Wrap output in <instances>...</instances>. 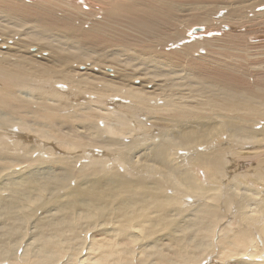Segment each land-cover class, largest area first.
<instances>
[{
  "label": "bare ground",
  "instance_id": "6f19581e",
  "mask_svg": "<svg viewBox=\"0 0 264 264\" xmlns=\"http://www.w3.org/2000/svg\"><path fill=\"white\" fill-rule=\"evenodd\" d=\"M91 1L95 6L103 8L104 12L101 19L97 18L94 12L97 8L93 7L94 5L91 2L86 4V6L91 8L86 20L85 18L79 19L77 14L69 13L70 10H67L68 8L64 5H72L73 2L69 3L66 0L64 1L65 4L64 2L62 3V0H44V3L41 4H29L28 0H0V7L5 6L13 15H19L27 19L32 17L51 18V26L58 25L66 35L70 36L67 44L73 45L77 42L83 51L88 52L99 49L92 48L97 47V44L100 46L107 44L103 39L104 35H110L111 38L116 35L117 38L123 41H129L131 39L129 34L135 32L142 37L141 39H146L141 41V43L148 44L154 39H157L158 43L163 42L164 44L177 37L170 32L172 29L169 23L171 22L170 5L167 6V12L164 5L158 0H104L105 9L101 6L103 0ZM37 6L43 7L39 8ZM172 6L174 5L172 4ZM257 6H259L258 10H260L258 12L264 15V4ZM245 7L235 6L234 9L228 11L226 17L222 16V22H219V25H223L225 26L224 29L227 28L229 30L230 24L234 25L238 12L245 9ZM59 11L63 14H60ZM211 11H214V9H210L208 12ZM92 12L93 14H91ZM215 15L217 14L209 13L205 19L200 20L201 23L197 24V26L199 28L201 26L209 27L211 22L215 21H212V17H215ZM91 16L94 19H89ZM230 16L234 19H229ZM199 18L201 17L199 16ZM88 20L92 24L91 31L84 32L82 31L83 29L77 27V24H82V22H85L86 25ZM164 21H167L168 24L163 25ZM36 22L39 27L43 26L40 21ZM112 23L118 29L114 28L111 30ZM194 25L196 27V24ZM219 25L215 24V27ZM190 29L187 36L191 34L193 38L200 35L206 36L207 34L205 30V34H203V30L200 33L194 31V29L192 30V28ZM200 29L203 28L201 27ZM208 30L212 29L209 27ZM212 34L214 35V32L210 33V35ZM234 34L235 29L233 28L230 35L233 36ZM66 35L62 36V38L65 39ZM26 36L31 44L33 41H39L30 34ZM185 36L178 37V40L169 45V47H174L180 42H184L188 38ZM234 36L230 43L237 45L245 52L248 50L249 52L254 51L264 41V39L253 35V37L255 36L254 38L248 37L252 40L249 44L251 45L250 48H243L242 43L236 42L240 41L237 39L238 35ZM201 37L200 39L203 38ZM221 37L209 36V39L204 41L209 42L210 40L224 38ZM21 40L23 42L27 41L26 38ZM192 44L190 46L184 45L185 52L192 53L196 50V42ZM210 53L212 52L205 53V56H200L201 59L211 60V58L206 57L207 54H209L207 56H211ZM221 53L223 52H216L218 55ZM70 54L74 55L58 59L55 53L54 59L56 61L61 62V60H64L69 64H61V66L54 64L52 68L50 66L44 67L42 64L39 66L34 65L36 64L35 62H26L24 60L26 58L23 57H21L22 59L17 58V61L20 62L18 65L14 64L12 67H7L3 64L6 57L0 58V83L2 87L0 91V110L2 111L0 113V132L6 131L9 127L14 129L16 125H19L17 127L23 129H21L20 133L38 134L37 129L34 128L35 130H33L32 125L30 126L28 121L24 124L25 126H22L14 120L15 116L10 115L11 118L3 116V114H16L20 110L24 111L27 109L28 111L25 112L31 113L29 105L21 104L25 100L10 90L27 88V85L32 80L37 81V86L46 85L48 87V90L42 92L49 93L51 91L54 98L48 97L47 99L55 100L53 103H61L59 98H55L57 96L54 93L66 95L68 92V95L70 94L71 96L72 93V96L74 98L77 97L78 100L88 99L90 103L94 104H92V107L87 103L80 104L78 111H75L74 114L68 115L65 113L66 116L62 115L60 117V113L57 114V110L61 109V107L63 108V106L58 105L59 103L55 104L60 106V108L55 105L48 106L47 104V106H43L40 103L42 104L40 108H43L44 110L42 111L44 112L40 111L41 114H37L38 112L35 113L36 110L32 113L37 114L39 119H47L49 122L48 126L52 127L53 125L51 124L57 119L63 118V122L65 121L64 123H66L69 121L65 117L71 116L70 128L76 131V135L61 130L53 136L48 131L49 129L46 128L47 126L45 129H48L47 131L54 137V140H56L55 138L58 139L59 150L66 151L68 154H70L72 149L83 151L89 157L88 162L83 161L82 165L80 164L79 167L74 168L71 163H78L80 156H74V158L70 156L59 157L56 161L54 160L55 164H59L58 169L63 173L62 176L59 173L58 179H55L56 177L38 178L36 175H31L27 178L25 177L26 174L22 175L27 168L19 171L14 169V171L9 165V167H4V165L1 167L2 165H0V168H2L0 172H6L4 174L1 173L2 179L4 180L6 177V180L4 181L5 184L0 186V192H8L7 198L0 194V224L4 228L9 227V230H7L9 237H13L11 236L13 229H16V227L20 229L26 220L32 219V211L41 209L47 215L56 210L55 213L47 215L43 221L40 222L39 220V233L34 235L36 239L33 238L31 243L26 244L25 254L17 256L19 252H15V254L5 260L7 264H264V198L260 201L255 200L262 192V190L259 192V188L264 187V156L257 160V166L253 171L249 169V167L251 168L250 163H229L228 160V157L231 160H236L241 156V151H238V148L241 147L240 144L243 146L253 145L251 147L256 150H258V147L264 148V130L254 131L249 124L256 118L263 116L260 114V108H256L253 102H257L259 105V103L264 104V101L238 100L230 96L219 95L209 97L207 102L198 98L199 101L197 102L182 100L183 106L171 103L167 107V102L163 107H148L147 99H149V105H151L150 103L153 100L155 102L163 100L160 97L153 96L149 91H145V94L142 91H137L139 88L135 87L136 83H133V80V85L127 87L125 84L117 86L108 84L106 81L96 83L97 81H91L93 77L90 74L89 78H87L89 79L88 81L84 82L76 79L72 74L73 67L75 65L77 68L78 66H83L85 71L92 70L93 68H90L89 64L83 65V61L92 60L93 57L85 52H70ZM224 54L228 55L231 61L218 63L213 71H209L207 66L195 67L191 71L199 74L202 79L209 78L214 84L222 82L221 88L230 92L242 91L249 97L254 96L255 90L253 89L256 86H253L250 80L249 83L246 80L247 74L249 77L252 75L251 71L248 68L245 69V65L244 70H242L241 65L236 64L237 60H243L242 57L247 60V64H251L248 61L249 55L247 53ZM30 55L35 56V53L31 52ZM170 62L174 65H181L183 68L181 64L183 60L177 53L173 52L171 54ZM97 66L105 67L107 64H97ZM105 68L110 69L109 67ZM212 72L214 76H211ZM106 73V78L110 77L111 80H115L117 77L114 73ZM236 76L243 77L235 82ZM58 77L62 79H58ZM74 82L77 84H74ZM260 84L264 88V84ZM29 88L31 87L29 86ZM58 88L66 89V92L60 91ZM110 92L113 94H110ZM43 93L38 92V95L46 96ZM148 93L150 95H146ZM145 97H147L146 100L142 99ZM47 99L41 98L37 102H46ZM233 100L234 104L232 103ZM64 105L67 107L69 104ZM98 105L102 106V110H99V112L94 109V106ZM208 106L211 109L217 106L225 110L224 122L220 127L215 128L216 125L207 127L204 123L210 112H204ZM112 108H115V110L111 111ZM161 110L163 118L158 115ZM240 111L246 112L247 115L239 116L237 112ZM50 112L55 113V117L50 118L48 116ZM235 112L237 117L234 118L233 116L235 115L233 114ZM81 113L83 114L81 115ZM150 113L151 115L149 116L148 114ZM142 114L144 116L148 115L150 122L147 119L142 121ZM210 114H214L213 111ZM220 116L222 117V115ZM101 118L106 119L105 128L99 126ZM127 118L129 119L128 123ZM193 118L199 121L198 127L187 125L188 122L192 123L191 119ZM44 121L46 120L42 122ZM163 121L181 124L183 129L176 132L166 126ZM231 121L234 124L229 123ZM55 125L57 126V124ZM83 126H88L90 132L87 133L89 130L84 132V129H75V127L82 128ZM45 129H43V133H45ZM141 130L152 138L158 131L160 132L158 135L161 136L158 138L154 137L150 147L149 145L146 146V149L150 148L151 150L144 154L146 160L145 163H142L144 164L142 167H144L148 176L141 175L142 177L138 176L132 179L127 174H123L124 168L121 171L116 166H114L113 170L107 171V167L117 164L114 157L116 154H120L122 160L126 161L125 163L127 164L141 163L142 158H140L139 162L134 161L131 155V151L138 149L141 144L139 139L143 137H138V133ZM105 132L114 136L108 135L104 137V134L106 135ZM20 133L16 134L15 137L17 143L23 144L22 138L20 139V135L23 134ZM50 134L48 137H50ZM27 135L21 137L27 139L31 137ZM134 135L137 136L135 141L130 145H126V147H131L128 148L129 150L124 151L122 145L125 144L122 143L123 140L121 138ZM163 135H167L165 136L166 138L164 137L163 139ZM211 135L218 138L215 144H211V147L206 146V151L193 147V143H196L194 145L197 146L202 140L207 139ZM33 138L31 137L30 140L35 141L36 139ZM42 138H46V136H42ZM224 139H227V141L225 142ZM39 140L43 141L41 138ZM245 141L248 142L244 143ZM107 145H120L122 147L111 149L107 148ZM8 147L7 142L3 141L0 136V155L3 156H0V162H3V164L11 162L10 159L12 157L8 156ZM16 147L15 149L9 147V149H14L17 152L20 147ZM25 148L24 150H27ZM31 148L33 149L28 150L38 151L37 154L35 152H25L35 155L41 154L40 148V150L35 146ZM105 149H107V152H105ZM188 149L196 154L193 158L184 156L182 160L186 163V168L175 165L177 163L176 160H179L177 152L182 150L187 153ZM101 152H105L108 156L106 160L97 157V154H101ZM31 154L30 156L35 158L33 159L32 157V159H27V161L25 158L23 163H29V165H33V168H38L39 174L40 167L42 169L44 167L43 163L53 164L54 166H51L53 168L56 167L52 159L48 161L42 156L38 157ZM92 155L95 156L93 157ZM261 155H264V152L257 154V156ZM16 157L14 156V158ZM108 161H110L111 165H108ZM38 163L42 164L38 165ZM228 165H231L230 168L235 171L237 170V174L230 171L231 174L228 175L230 173H227L226 168ZM48 166L45 165L46 168ZM29 167L32 168L31 166ZM230 168L229 170H231ZM242 168L246 172L241 171L240 174L239 170ZM247 169L249 170L247 171ZM50 170L45 171L49 172ZM158 174L160 175L159 177H157ZM252 175L254 176L252 177ZM238 177L247 183L246 191L248 194L245 197H236L233 194H229L233 190V185L237 186L233 184V180ZM73 178H76L78 184L71 187ZM226 178L228 181L224 185ZM150 183L153 184L152 187ZM249 183L252 185H248ZM220 187L222 188L221 191ZM138 188L144 189V195H142L141 190H139V193L137 192ZM235 189L240 188L236 187ZM172 191L173 195L171 194ZM44 194L52 195V198H49V200L46 196L47 199H45ZM200 197H203L206 200L205 203L211 204L213 207L206 205L200 214H197V208L195 207L193 212H189L187 199H191L194 202ZM66 200H71L72 203L66 202ZM221 203L229 204L226 207L227 213L222 211L224 212L222 218H220L221 213L217 208L219 206L220 209H224V207H220ZM232 210L239 211V213L230 214ZM19 213L24 214L19 216ZM160 226L162 227L160 228ZM21 238L19 237L18 240H21ZM6 239L8 240V237ZM4 247L0 251L2 254L8 252V245ZM11 249L10 251L13 250Z\"/></svg>",
  "mask_w": 264,
  "mask_h": 264
},
{
  "label": "rangeland",
  "instance_id": "374dc122",
  "mask_svg": "<svg viewBox=\"0 0 264 264\" xmlns=\"http://www.w3.org/2000/svg\"><path fill=\"white\" fill-rule=\"evenodd\" d=\"M25 1H27V0H25ZM29 1L30 0H28V3H29ZM31 1L29 4L44 3V0H31ZM64 1L65 0H62V3ZM158 1L164 5L166 11H167V6L170 5L169 6V13L171 15V22H169V23L171 24L170 26L172 27L170 32L173 34V36H177L176 38H174L170 42H165L164 44H163V42L158 43L157 39H154L155 41L153 40L150 44H148V43H141V41H144L146 39H141L142 37L135 32H131L129 34L131 37V39L129 41L128 40L123 41V40L117 38L116 35L114 38H111L110 35H104L103 39L106 41L107 44L104 46H100L99 44H97L98 45L97 47L89 46L92 48H99V49H96V50L91 51V52L83 51V49L79 46V44L77 42H75V44H73V45L67 44L68 38L70 36L66 35V33L63 31V29L61 27H59L58 25L55 24L54 26H51L50 25V22L52 21V20H50L51 18L47 19V18H43V17H32L31 19H27V18H24V17L19 16V15H13V13L10 12L7 9V7L2 6V7H0V52H2V53H0V58L6 57L5 58L6 60L3 61V64H4V66H7V67H12V66H14V64L18 65L20 62L17 61L18 60L17 58L22 59L21 57H23V58H26V59H24L26 62H30V63L35 62L36 64H34V65L39 66L40 64H42V65H44V67L50 66L52 68V66L54 64L55 65L57 64L59 66H61V64H63V65L69 64V63H67V61H64V60H61V62L56 61L54 59L55 53H56L57 58L61 59V57H66V56L70 57L71 55H74V54H70V52L71 53L85 52V53L91 54V56L93 58H92V60L88 59V61L84 60L83 65L87 63V64H89V67L93 68V69L87 70L88 71L87 72L84 70L83 66L82 67L78 66V68H77V66L75 64H72V65H75V67H73L72 74L75 76L76 79L82 80L84 82L88 81L89 79H87V78H89V74H90L91 77H93V79H91V81H97L96 83H99L101 81H106L108 84L117 85V86L125 84L127 87H131L133 85L132 84V80H133L134 81L133 83H136L135 87L139 88V89H137V91H142L143 93L145 91H149L152 93L153 96L160 97L163 100L161 102H155L153 100L150 103L151 105H149V99L146 100L147 97L142 98V99L146 100L148 107H150V106L157 107V108L163 107V106H165V104H167V102H168L167 107L171 103L176 104L178 106H183L181 103L182 100L197 102V101H199V99H202V100H205L207 102L209 97L219 96V95L230 96V97H233V98L238 99V100L264 101V99H263L264 88H262V86L260 84V83L264 84V41H262V43L260 45H258L254 49V51H251V52H249V50L245 52L242 48L238 47L235 44L230 43V40H233L235 37L234 35H236V34L238 35L237 39L240 40V41H236V42L242 43L243 48H250V46H251L249 44L252 42V40L249 39L248 37L254 38L255 36L253 37V35H256L257 37L264 39V15H262L261 12H258L260 10H258L259 6H257L260 4L263 5L264 0H158ZM66 2H69V3L73 2L72 5H70V4L64 5L65 2L63 4L65 7L68 8L67 10H70L69 13L74 14V15L77 14L79 19L85 18V20H86V18H88V14H89L88 12H89V9H91V8H90V6H86V4H89V2L92 3L91 0H87V1H82V0L73 1V0H71V2H70V0H68V1L66 0ZM4 3H6V2H4ZM172 4L174 6H172ZM248 5H250V6H248ZM101 6H103L106 9V4H104V0H103V4H101ZM235 6H246V7H245V9L240 10L238 12L237 17L235 18L234 25L230 24L231 27L229 25L231 30L230 29L228 30L227 28L224 29L225 26H223V25L220 26L219 22H222V16L226 17L228 11H230L231 9H234ZM254 6H257V7L252 8ZM37 7H39V6H37ZM41 7H43V6H41ZM41 7H39V8H41ZM93 7L97 8L96 11H94L97 18L101 19L103 17V12H104L103 8L95 6V5ZM210 9H214V11L208 12V11H210ZM173 12H174L175 16H174ZM54 13H55V11H54ZM59 13L63 14L60 11H59ZM209 13L213 14V15L217 14V15H215V17H212L213 18L212 21H214V20L215 21L211 22V25L214 28H212L211 25L209 26L212 30L213 29L214 30L213 31L208 30L209 27L201 26L203 28V31H202V32H204L203 34H205V31H206L207 34L209 33V35H207V34H206V36L200 35L199 37H194V38L191 36V34L187 36L188 30L190 28H192V30L199 28V26H197V24L201 23L200 20L205 19ZM91 14H93V12ZM172 14H173V16H172ZM198 15L201 18L198 19V17H199ZM89 19H94V18H93V16H91ZM229 19L233 20L234 18L232 16H230ZM36 21H40L43 26L39 27ZM89 23H90V20L86 21V25H85V22H82V24L81 23L77 24V27H79L80 29H83L82 31H84V32H88V31H91L90 28L92 26V24L91 23L89 24ZM164 24H168V22L164 21L163 25ZM194 24H196V27ZM215 24H217L219 26L215 27ZM114 28L118 29V27L114 23H112L111 24V30H113ZM233 28L235 29V34L233 36H231L230 33L233 30ZM237 30H238V32H236ZM202 32L200 31V33H202ZM211 32L212 33L214 32V35L213 34L210 35ZM225 32L228 34L227 36H226ZM29 34L31 36H35L39 41H37V40L33 41L31 44L30 41L27 40V36H26ZM64 35H66L65 39L62 38V36H64ZM185 35L188 38L185 39L184 42H180L177 46L169 47V45H171L172 43H174L178 40V37H182V36L184 37ZM209 36H212V37L213 36H215V37L216 36H218V37L222 36L224 38L223 39H217V40H210L209 42H205L206 40L209 39L208 38ZM200 37L202 39H200ZM22 38H26L28 43H27V41L23 42L21 40ZM139 39H141V40L138 41ZM195 42H196V50L194 49L195 51H193L192 53L185 52L184 45L187 44L190 46V45H193L192 43H195ZM22 43H24V44H22ZM29 52L35 53V56L30 55ZM173 52L177 53L179 55V57L183 60V62L181 63L183 65V68L181 65H174L173 63L170 62L171 54ZM209 52H212V53H210L211 56H207V55H209V54H207L206 57L211 58V60L201 59L200 56H203L205 53H209ZM216 52H223V53L218 55V54H216ZM224 53H240V54L247 53L249 55L250 58L248 61L251 62V64H247V60H245L243 57H242L243 60L242 61L237 60L236 64L239 66L241 65L242 70H244V65H245L246 66L245 69L248 68L251 71L252 75H250V77H249V75L247 74L246 80L248 83L250 80L252 82V85L256 86V88L254 87V89H253V90H255L254 96L249 97L245 92H242V91L241 92H232V91L230 92L228 90L221 88V86L223 85L222 82L220 84L219 83L214 84L209 78L202 79L199 77V74H195L193 71H191V69H193L195 67H200V66H207L208 67L207 69L209 71H213V69H215V67L217 66L218 63H220L222 61L223 62L231 61L230 57L228 55H225ZM44 56H46L47 58L46 57L44 58ZM41 58H44V59H41ZM253 63H254V65H252ZM90 64H92V66H90ZM97 64H107V66H105V67H109L110 69H107V68L102 67V66H97ZM106 72H108V73L110 72L112 74L114 73L117 77L115 78V80H111L110 77L106 78V76H107ZM211 76H214L213 72L211 73ZM242 77L243 76H236L235 82L239 81ZM58 79H62V78L58 77ZM130 80H131V82H130ZM74 84H77V83L74 82ZM29 86L31 88H29ZM45 86L44 85H42L41 87L39 85L37 86V81L32 80L27 85V88H23L21 90L19 88H15L13 90H10L12 92L17 93L23 100H25V102L28 103L27 104V103L23 102L21 104L26 105V106L29 105L30 109H31L30 110L31 113L25 112V111H28V109H27L24 111L20 110L19 113L15 112L16 114H3V116L7 117V118H11L10 115L15 116L14 120H16V122H18L22 126H25L24 124L26 123V121H28V124L30 126L32 125L33 130L37 129L36 131L38 134L37 135H35L33 133L29 134V132H27V134H28L27 135L24 132L20 133L22 128L21 127L18 128L17 126H19V125H16V128L14 127V129L9 127L6 130L7 132L6 131L0 132L1 139L3 141L7 142V145L10 148L15 149V148H17L16 146L21 148V149L20 148L18 149L19 152L17 151L18 152L17 153L14 149L11 150L8 147V156L12 157L10 159L11 162L10 163H4V164H3V162H0V165H2L1 167H3V165H4V167L9 165L12 170L18 169V171L22 170V169L25 170L27 168V170L24 173H22V175L26 174L25 177H27V178H28V176L36 175V177H38V178H55L56 177L55 179H58L57 177L59 176V173L61 176L63 173L61 172L60 169H58L59 164L58 163L55 164L56 159H58L59 157L65 158V156H70L71 158H74V156H80L78 163H71L73 165V167L75 168V167H79L80 164L82 165L83 161L88 162L89 157L87 154L85 155V153L83 151H80V150L76 151V150L72 149L70 151V154H68V153H66V151L64 152V151H61L58 149L59 148L58 139L55 138L56 140H54L53 139L54 137H52V135L54 136V134H57L61 130L69 132V134L74 133L76 135V131H74L72 128H70L71 127L70 126V124H71L70 123V120H71L70 117L71 116L65 117V118H67L66 120H68L69 122L64 123L65 121L63 122V118H59V119H57V121H54L51 124V125H53V127L48 126L49 122L47 121V119L37 118V117H39L37 114H41V112H44V111H42L44 109L40 108V107L42 106V104H43V106L61 105V106H63V108L61 107V109L57 110L58 111L57 114L60 113L59 115L61 117L62 115L66 116L65 113L68 115L71 113L74 114L75 111H78L80 104L87 103V104H90V106L92 107L93 103H90L88 99L78 100L77 97L74 98V96H72V93H71V96H70V94L68 95L67 94L68 92L66 93V95L64 93H62L64 95H60V94L57 95L56 93H54L57 96L55 98H59L61 103H59V102L53 103V101H55V100L47 99L48 97L54 98V95L52 94V92L51 91H49V93H43L42 92V91L48 90V87L47 86L45 87ZM1 88L2 87H1V83H0V91H1ZM58 89L60 91L66 92V89L65 90L61 89V88H58ZM38 92L43 93L46 96H43L41 94V96H42L41 97L38 95ZM110 94H113V93L110 92ZM146 95H150V93H148ZM65 96H67V97H65ZM40 97L43 99H47L48 101L46 100V102H39L38 103L37 101H40V99H41ZM68 97L70 98L71 101L69 100ZM26 98H27V100H26ZM73 98L75 99V101ZM40 103H42V104H40ZM55 103L56 104L59 103V104L56 105ZM232 103L234 104V100L232 101ZM64 104H67V105L69 104V105L66 107ZM253 104L255 105L256 108H260V110H261L260 114L263 116L256 118L255 120L251 121L249 124H250L251 129H253L254 131H262V130H264V104L259 103V105H258L257 102H253ZM58 107L60 108V106H58ZM26 108H29V107H26ZM75 108H76V110H74ZM170 108H172V106H170ZM23 109H25V108H23ZM94 109H96L99 112V110L100 111L102 110V106L101 105H98L96 107L94 106ZM113 109L115 110V108H112L111 111ZM162 110L158 112V115L160 118H163ZM103 111H106V110H103ZM206 111H210L209 115L204 120V123L207 125V127H209V126L212 127L213 125H216L215 128L220 127V125L224 122V118H225V114H226L225 110H223L222 108H218L217 106H215L211 109V107L208 106V108L204 112H206ZM211 111H213V113L215 115L210 114ZM17 112H18V108H17ZM34 112L35 113L38 112L36 114L37 116L35 114H32ZM0 113H2L1 110H0ZM237 113L239 116H242V117L247 115V113L244 111H240ZM49 114H48V116L50 118L55 117V115H56L55 113H52V112H50ZM82 114L83 113H81V115ZM148 115L150 116L151 113ZM148 115L144 116V114H142L141 120L146 121V119H147V121H149ZM220 115H222V117ZM233 115H235V116H233L234 118L237 117L236 112ZM129 119H130V117H129ZM129 119L127 118V120H128L127 123L129 122ZM29 120H30V122H29ZM43 120H46V121L42 122ZM60 120H61V122H60ZM31 121H34V122H31ZM191 121H192L191 124H190V122L187 123L188 126L198 127L197 126V125H199L198 120L193 118V119H191ZM55 122H58V123L60 122V123L58 125V123H55ZM54 123L57 124V126ZM106 123H107L106 119L101 118L99 121V126L101 128H105ZM164 123L170 129H173L176 132L181 131L183 129L181 124H178L175 122H171V123L164 122ZM229 123L234 124L233 121H231ZM123 126H125V125H123ZM45 127L49 129V130L48 129L47 130L50 131V133L52 135L45 129ZM43 129L46 130L45 133H43L44 132ZM75 129H84V132L88 131V130L89 131L87 133L90 132V128L88 126H83L82 128L75 127ZM36 131H34V132H36ZM170 132H172V131H170ZM18 133L23 134V135H20V139L22 138L21 141L23 142V144L25 143L24 145L26 146V148L22 143H17V139H16L15 135ZM105 133H106V135L104 134V137H107L108 135L114 136L113 134H109L107 132H105ZM158 133H160V132L158 131L154 135V137H156V138L161 137L158 135ZM49 134H50V137H48ZM26 135L34 137L33 139H36V140L35 141L30 140L31 137L30 138L28 137V139L24 138ZM75 135H73V136H75ZM21 136H24V137H21ZM42 136H46V138H42ZM165 136H167V135H163V139ZM225 136L227 137V135H225ZM36 137H38V138H36ZM135 137H137V136H135V135L132 137L131 136H123V138H121V140H123L122 143L125 144V145H122L124 148V151L129 150L128 148H130L131 146L126 147V145L132 144L135 141ZM138 137H143V138L139 139L141 141V144L138 147V149H136V150L133 149L131 151V155L133 156L134 161L139 162L140 158H142L141 163H129V164H127V163H125L126 161L122 160L120 154H116L114 157H115V161L117 164H114V165L110 166L109 168L107 167L106 168L107 171L113 170L114 166H116L121 171H123V168H124L125 171L123 174H127V176L132 178V179H135L138 176L142 177L141 175H144L145 177L148 176V173L145 171L144 167H142L144 165L142 163H145V160H146L144 154L147 152H150V150H151L150 148L146 149V146L149 145V147H150V145L152 143L151 141L154 137L152 138L151 136H147L145 134V131H143V130L139 131ZM148 137H150V138H148ZM40 138L43 139V141L39 140ZM145 138H148V139H145ZM217 138H218L217 136L211 135L207 139L205 138L204 140H202V142H200V144L197 146L194 145L196 143H193V147L196 149H202V151H206L205 150L206 146L211 147V144L212 145L215 144V141L217 140ZM149 139H150V141H149ZM144 141L146 142L145 144H144ZM224 141L226 142L227 139H224ZM52 142H54V143H52ZM246 142H248V141H245L244 143H246ZM27 144H28V146H27ZM208 144H210V145L208 146ZM30 146L31 147L35 146L37 149L40 148L41 150L40 149L39 150L41 151L42 155L39 153H38V155H35V154H37L38 151H36V152L35 151H29V150L33 149ZM122 146H120V145H107V148L113 149V148H118V147L120 148ZM224 146H227V145H224ZM240 146L241 147L238 148V151L239 152L241 151V153H240L241 156L238 157L236 160H234V159L231 160V158L228 157L229 163H250V165H251V168L249 167V169H251L250 171H253V169L255 170V168L257 166L256 163H258L257 160L264 156V155L257 156V154L259 152H264V151H261V150H264V148L258 147V150H256V149L251 147L253 145L243 146L240 144ZM24 148L27 150H24ZM25 151L32 152V153L35 152V154L26 153ZM105 152H107V149H105ZM105 152H101V154H97V157L101 158V159L104 158V160H106L108 158V156L105 154ZM15 153H17V154H15ZM30 154L38 156V157L42 156V157H44V159H46L48 161H50V159H52L53 161L55 160L54 164L56 165V167L53 168V166H54L53 164H51V165H53V166H51L48 163H43L44 167H43V169L40 167V174H39L38 168H33L32 167L33 165H29V163H23L25 158H26L25 159L26 161H27V159L28 160L32 159L33 156H30ZM195 154L196 153L191 152L190 149L187 150V153L183 152L182 150H179L177 152V157L179 158V160L181 162L179 160H176L177 163H175V165L185 169L186 163L182 159H184V156H189V157L193 158V156ZM0 156L3 157L2 155H0ZM14 156L15 157L17 156V157L14 158ZM22 156H23V158H22ZM92 156L94 157L95 155H92ZM34 158L35 157H33V159ZM40 160H42V158H40ZM110 161L107 162L108 165H111ZM11 163H14V164H11ZM39 164H42V163H38V165ZM45 165H47V166L49 165L48 168H46ZM29 166H31L32 168H30ZM40 166H42V165H40ZM126 167H127V171H126ZM230 167H231V165L227 166V168H226L227 173L231 171V172H234L235 174H237V170L235 171L234 169H232ZM252 167H254V168H252ZM229 168L231 170H229ZM48 169H51V170L49 172H46V171H48ZM249 169H247V171ZM1 170H2V168H0V171ZM232 170H234V171H232ZM241 171L246 172V170H244V168L239 170L240 174H241ZM37 172H38V174H37ZM231 172L228 173V175L231 174ZM1 173L4 174L6 172L2 171V172H0V174ZM235 174H233L234 177H236ZM0 176H1L0 177V179H1L0 180V186H2L5 184L4 181L6 180V177L3 180L2 174ZM159 176L160 175L158 174L157 177H159ZM253 176L254 175H252V177ZM149 178H151V177H149ZM17 179H19V178H17ZM152 179H154V178L152 177ZM227 181H228V179L226 178L224 181L225 182L224 185L227 184ZM79 183L81 184V182H79ZM77 184H78V181L76 180V178H73L71 180V187L76 186ZM233 184H236L237 186L233 185V190L230 191L229 194H233L236 197L237 196L245 197L248 194V192L246 191L247 183L244 182V180H242L240 177L234 179ZM248 185H252V184L249 183ZM150 186L152 187L153 184L150 183ZM236 187H239L240 189H235ZM219 189H220V191L222 190L221 187ZM259 189H260L259 192H261V190H262V192L257 196L256 199L254 198L257 201H260L264 198V187H260ZM139 190H141L142 195H144L143 194L144 189L138 188L137 189L138 193H139ZM225 191H226V189H225ZM0 194L3 196H6L5 198H7V196H8L7 191H2V192H0ZM171 194L173 195V191L171 192ZM44 195H45L44 196L45 199H47V197H48V199L52 198V195H49V194H47V195L44 194ZM187 200H188L187 206L189 208H187V207L186 208L188 209L189 212H193L194 207H195V208H197V214H200L206 205H210L211 207H213L211 204L205 203L206 200L203 197H200L197 200H194V202L191 199H187ZM66 202L72 203L71 200H66ZM188 204H190V205L192 204V205L190 206ZM228 206H229V204H222V203L220 204V207H224V209H222V208L220 209L219 206H217V208L219 209V211L221 213L220 218H222L223 217L222 215L224 214V212H222V211H225L227 213L226 207H228ZM41 212L43 213V210H41V209H39L38 211L37 210L32 211V213H33L32 219L26 220L25 224L22 225L20 229H18L17 227H16V229H13L11 231V234H12L11 236H13L14 238L9 237L10 235L7 234V230H9V227L4 228L0 224V237H1L0 238V247H1L0 251H2L1 249H3L4 246L8 245V252H10L9 254H8V252L3 253V254L0 252V264H7V261H5V260L8 259L12 254H15V252L16 253L19 252V254H17V256L25 254L26 244L31 243L33 241V238L36 239V236H34V235L39 233V230H40L39 220H40V222L43 221L47 215H49L51 213H55L56 210H53L52 212L48 213L47 215H45V213L42 214ZM233 213L238 214L239 211L232 210L230 214H233ZM22 214H24V213H19V216ZM40 215H42V216H40ZM43 215H44V217H43ZM35 217L37 220L35 219ZM39 217H40V219H39ZM161 227L162 226H160V228ZM23 235H24V237L21 238ZM6 237H8V240L6 239ZM19 237L21 238V240H18ZM2 239H3V241H2ZM10 249L12 251H10ZM4 262H6V263H4ZM209 264H211V263H209Z\"/></svg>",
  "mask_w": 264,
  "mask_h": 264
},
{
  "label": "water",
  "instance_id": "95a60500",
  "mask_svg": "<svg viewBox=\"0 0 264 264\" xmlns=\"http://www.w3.org/2000/svg\"><path fill=\"white\" fill-rule=\"evenodd\" d=\"M203 29H200V28H197V29H194V31H197V32H200L202 31Z\"/></svg>",
  "mask_w": 264,
  "mask_h": 264
}]
</instances>
